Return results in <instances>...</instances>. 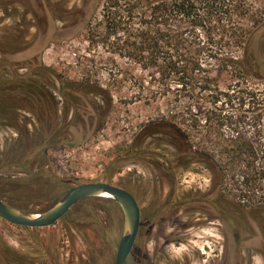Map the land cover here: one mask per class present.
<instances>
[{
  "label": "rangeland",
  "instance_id": "1",
  "mask_svg": "<svg viewBox=\"0 0 264 264\" xmlns=\"http://www.w3.org/2000/svg\"><path fill=\"white\" fill-rule=\"evenodd\" d=\"M42 1L49 13H41L39 22L23 9H0V26L25 17L31 49L19 61L39 55L61 76L99 86L112 97L99 132L74 147L53 148L49 155L54 173L70 180L71 187L103 182L110 164L125 158L113 183L136 196L144 211V227L128 264H264V0H195L203 26L188 27L185 36L200 42L201 58L212 65L217 82L194 94L173 85L157 98L151 73L121 49L127 36L106 41L107 0ZM141 8L149 10L148 0ZM229 58L236 64L224 71ZM164 122L182 123L194 142L199 136L219 145V152L209 156L223 166L228 196L246 206L227 212L235 219L238 239L226 223L214 224L198 203L175 207L208 193L211 174L206 165L193 164L177 170L178 185L169 184L158 171L174 153L168 135L159 132ZM16 137L14 129L0 124V150ZM244 143L255 156L235 153ZM61 197L34 206V213L47 211ZM169 201L173 205L166 207ZM253 204L256 209L247 207ZM122 230V210L104 198L79 203L48 228H23L0 219V264H115Z\"/></svg>",
  "mask_w": 264,
  "mask_h": 264
},
{
  "label": "trees",
  "instance_id": "2",
  "mask_svg": "<svg viewBox=\"0 0 264 264\" xmlns=\"http://www.w3.org/2000/svg\"><path fill=\"white\" fill-rule=\"evenodd\" d=\"M143 2L107 0L103 24L106 41L120 33L127 36L121 49L126 57L151 73V83L156 87L152 92L154 97L166 95L173 85L188 87L194 94L200 88L208 89L216 84L212 65L204 62L199 53L200 42L185 36L188 27L196 31L203 26L196 1L148 0L149 10L141 8ZM0 9L5 13L23 9L38 22L41 13H49L42 0H0ZM26 22L29 23L23 17L15 25L0 26V124L14 129L17 134L0 150V198L10 206L34 213V206L49 205L72 188L70 180L54 173L50 150L74 147L85 141L88 134L99 132L112 97L99 86L61 76L45 65L39 55L19 61V57L31 49ZM121 40L118 39L119 43ZM90 41L94 43V39ZM247 59L253 58L246 56ZM231 64L236 62L229 58L224 71ZM104 94H107L106 106ZM195 122L194 130L198 126V121ZM182 125L171 122L158 125L159 132L168 135V146L174 151L170 161L162 163L173 169L186 168L204 161L205 156V161L212 166L215 160L209 154L216 152L218 144L199 136L194 142L190 131L184 130ZM235 153L255 156L247 143ZM124 165L125 158L114 160L103 182L114 184L113 178L123 171ZM104 199L117 205L111 199Z\"/></svg>",
  "mask_w": 264,
  "mask_h": 264
},
{
  "label": "water",
  "instance_id": "3",
  "mask_svg": "<svg viewBox=\"0 0 264 264\" xmlns=\"http://www.w3.org/2000/svg\"><path fill=\"white\" fill-rule=\"evenodd\" d=\"M108 194L123 213V230L115 264H128L141 225V208L126 189L110 183H85L68 190L51 208L43 213H30L5 203L0 198V219L14 226L43 229L54 226L69 210L85 199L103 198Z\"/></svg>",
  "mask_w": 264,
  "mask_h": 264
},
{
  "label": "flooded vegetation",
  "instance_id": "4",
  "mask_svg": "<svg viewBox=\"0 0 264 264\" xmlns=\"http://www.w3.org/2000/svg\"><path fill=\"white\" fill-rule=\"evenodd\" d=\"M218 148H219V145H218ZM216 152H219V150L217 149ZM205 158L206 157L203 156L202 160H204V161H202V162L200 161L197 164L198 165H202V166L206 165L208 167L209 171H210V174H211V185H210V188L208 190V193H204L203 195L200 194L199 198L196 201L193 200L194 198H192V197L189 198L188 197V199L186 198L184 200V202H182L181 204H176L175 207L185 206L186 204L193 203V202L198 203V205H201L200 206V211H202V212H204L206 214H209L211 216V218H213L214 224H216L218 226H221V222L223 224L226 223L228 225V227L230 228V230L234 232V237H237V239H238L239 233H238V229L234 225L235 219L231 220V217L227 215V212L229 210H231V209H234L235 211H238V210L240 211L242 207H246V206H244V205H242L240 203L234 202L236 200H234V199H232V198H230L228 196L227 191L225 190V187H224L225 175H224V172H223L224 171L223 170V166L221 167L220 161L214 156V160L215 161L213 162V165L211 166L208 162L205 161ZM165 166H166V168H163ZM165 166H162V168L158 166L159 167L158 171L163 176H165V178L170 182L169 184H171V185H178V183H179L178 182L179 178H177V176H176L177 170H179V169L185 170V169H188L190 167V166H188L186 168L180 167L178 169L177 168L173 169L172 166H170V165H165ZM95 183H97V182H95ZM134 197L136 198V200H137V202H138V204H139V206L141 208V225H140V230H139V234H138V238H139L141 229L144 227V221H143L144 211L142 209V205H141L139 199L136 196H134ZM245 197H247L248 201L250 200V199H248L249 198L248 196H245ZM78 204H76V205H78ZM261 204H263V203H261ZM172 205L173 204L170 203V201L168 203H165L166 207H171ZM254 205H256V204H253V205L247 206V207H250V209H252V207H255ZM257 205H260V204H257ZM75 206H73V207H75ZM71 209L69 210V212L63 218H65L70 213ZM254 209H256V207ZM255 213H256V211H254L252 213L253 216H255ZM257 218L258 217H255V219H257ZM23 228H26V227H23ZM217 229L219 230V227ZM138 238L136 240L134 249H133L130 257L133 255V252H134V250L136 248V244H137ZM229 260H231V258L228 257L226 259V257H225V261L226 262L229 261Z\"/></svg>",
  "mask_w": 264,
  "mask_h": 264
},
{
  "label": "bare ground",
  "instance_id": "5",
  "mask_svg": "<svg viewBox=\"0 0 264 264\" xmlns=\"http://www.w3.org/2000/svg\"><path fill=\"white\" fill-rule=\"evenodd\" d=\"M102 196H103V198H110V195H108V194H104Z\"/></svg>",
  "mask_w": 264,
  "mask_h": 264
}]
</instances>
